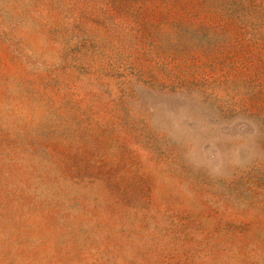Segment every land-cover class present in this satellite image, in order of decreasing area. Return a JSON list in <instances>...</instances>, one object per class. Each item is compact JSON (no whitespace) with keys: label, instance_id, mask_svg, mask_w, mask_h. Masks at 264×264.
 I'll list each match as a JSON object with an SVG mask.
<instances>
[{"label":"rangeland","instance_id":"1","mask_svg":"<svg viewBox=\"0 0 264 264\" xmlns=\"http://www.w3.org/2000/svg\"><path fill=\"white\" fill-rule=\"evenodd\" d=\"M0 264H264V0H0Z\"/></svg>","mask_w":264,"mask_h":264}]
</instances>
